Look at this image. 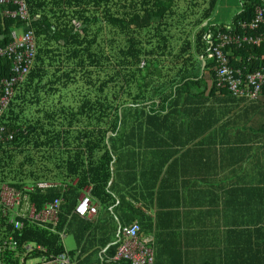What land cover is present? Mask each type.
I'll list each match as a JSON object with an SVG mask.
<instances>
[{
    "label": "trees",
    "instance_id": "obj_1",
    "mask_svg": "<svg viewBox=\"0 0 264 264\" xmlns=\"http://www.w3.org/2000/svg\"><path fill=\"white\" fill-rule=\"evenodd\" d=\"M218 2L26 0L37 53L1 120L13 137L0 143V185L26 193L37 210L55 199L62 203L55 232L27 221L15 230L9 224L11 213H3L0 205V243L12 236L19 247L33 243L46 249L33 258L57 257L67 252L60 234H69L77 245L67 252L72 261L85 252L81 245L92 223L73 213L78 198L91 187L100 206L114 203L108 185L129 168L126 162L134 146L130 137L145 138L148 121L159 118L152 114L163 109L155 112L147 105H186L189 98L201 97L195 91L207 90V79L212 81L211 91H227L216 87V63L208 58L207 36L215 40L218 33L232 31L241 36L264 34V22L258 31L240 27L252 21L256 7L264 9L263 0H242L241 12L227 27L210 22ZM23 26L0 15V47L10 43L12 30ZM222 51L229 65L244 75L264 67L263 44L245 43ZM10 67L0 60V78L11 76ZM131 120L137 125L133 129ZM42 181L55 187L24 192ZM116 248L107 249L106 261Z\"/></svg>",
    "mask_w": 264,
    "mask_h": 264
},
{
    "label": "crops",
    "instance_id": "obj_2",
    "mask_svg": "<svg viewBox=\"0 0 264 264\" xmlns=\"http://www.w3.org/2000/svg\"><path fill=\"white\" fill-rule=\"evenodd\" d=\"M224 1L214 16L228 14ZM205 82L186 105H147L163 108L152 114L159 120L148 121L145 138L130 137L129 168L108 185L114 203L91 196L97 214L76 264H113L107 249L133 222L152 240L153 264H264V93L246 101Z\"/></svg>",
    "mask_w": 264,
    "mask_h": 264
},
{
    "label": "built area",
    "instance_id": "obj_3",
    "mask_svg": "<svg viewBox=\"0 0 264 264\" xmlns=\"http://www.w3.org/2000/svg\"><path fill=\"white\" fill-rule=\"evenodd\" d=\"M0 15L24 25L12 30L9 36L10 43L0 47V60L11 64V76L0 78V143H4L11 141L13 135L1 123L2 117L10 106L16 87L24 83L34 66L37 45L26 0H0ZM263 22L264 9L256 7L252 21L248 24H240V27L243 30L258 31ZM207 40L210 41L208 58L214 59L216 63V87L226 88L234 98L256 101L260 97L264 85V67L260 71L244 75L241 70L234 69L229 65V60L222 50L228 46L240 47L245 43L254 46L264 45V34L241 36L232 31L224 34L218 33L215 40L208 35ZM52 187H55L54 183L42 181L29 185L23 190L24 192H32L35 189L43 191ZM61 203V199H55L44 205L41 210H37L29 202L26 193L7 185H0V205L3 207V213H11L9 224L18 231L22 229L23 221H27L31 225L55 232L59 222ZM97 208V204L92 201L91 187H86L73 213L81 218L90 219L97 214ZM60 236L62 238L63 234ZM151 243V239L140 237L138 222L120 227L115 254L108 260L113 264L120 262L153 264L154 255ZM34 253L45 254L46 249L33 243H24L19 247L17 241L12 236H8L0 243V255L2 256L0 264H75L67 252L57 257L33 258ZM7 255L12 257L5 260L4 257Z\"/></svg>",
    "mask_w": 264,
    "mask_h": 264
},
{
    "label": "rangeland",
    "instance_id": "obj_4",
    "mask_svg": "<svg viewBox=\"0 0 264 264\" xmlns=\"http://www.w3.org/2000/svg\"><path fill=\"white\" fill-rule=\"evenodd\" d=\"M224 2L225 4H227L228 8H226L225 12L228 14L221 15L220 13L218 16H213L211 20V24H213V22L218 23L220 21H227L230 23L233 15H235L238 12V10L241 8L239 0H225ZM221 9H224V8H220L219 10ZM220 12H223V10ZM62 244H63L65 251L67 252L75 251L77 249V245H76L74 238L69 234H63Z\"/></svg>",
    "mask_w": 264,
    "mask_h": 264
}]
</instances>
